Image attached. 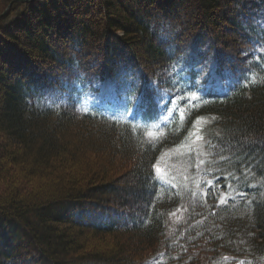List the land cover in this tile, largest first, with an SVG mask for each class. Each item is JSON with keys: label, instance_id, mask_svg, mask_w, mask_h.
Returning a JSON list of instances; mask_svg holds the SVG:
<instances>
[{"label": "trees", "instance_id": "trees-1", "mask_svg": "<svg viewBox=\"0 0 264 264\" xmlns=\"http://www.w3.org/2000/svg\"><path fill=\"white\" fill-rule=\"evenodd\" d=\"M12 1L2 0L0 14ZM240 2L11 4L0 17V134L12 141L0 144V178L8 167L21 166L30 176L53 179L55 188L0 200V264H209L217 253L264 264V53L247 59L246 68L226 53L234 46H264V25L231 16L229 10H243ZM191 43L208 45L217 58L224 54L219 63L237 70L231 88L186 100L200 91L196 73L178 67ZM98 79H115L121 110L135 104L140 118L108 117L96 105L83 110L81 97L97 91L92 83ZM162 94L163 106L171 101L175 115L164 134L151 137L145 120H168L158 115ZM203 118L211 119L204 126V174L241 197L221 202L209 195L216 210L205 224L175 223L190 242L186 255L166 234L165 215L179 197L161 185L154 166L163 149L180 143ZM92 151L107 158L105 166L98 165L101 159L87 161ZM77 157L85 170L75 176ZM123 170L133 184L118 192L120 176L113 175ZM86 230L98 243L109 238L115 244L98 254L87 248Z\"/></svg>", "mask_w": 264, "mask_h": 264}, {"label": "rangeland", "instance_id": "rangeland-1", "mask_svg": "<svg viewBox=\"0 0 264 264\" xmlns=\"http://www.w3.org/2000/svg\"><path fill=\"white\" fill-rule=\"evenodd\" d=\"M241 8L244 10H238L240 12V16L244 17L240 20H245L246 16L251 17L254 21L264 25V0H241L240 2ZM4 4L2 0H0V11L3 9ZM232 11V10H231ZM104 11L101 10V13ZM224 13V12H223ZM225 13H228V9L225 10ZM231 16L238 15V13L234 10L230 12ZM104 15V13H103ZM232 35L230 34V38ZM234 37V36H233ZM206 44V43H204ZM140 51L143 49V46H140ZM208 45L195 46L194 43H191L190 46L184 51L183 55L179 60V66L181 69L193 68L198 72V88L203 89L201 92L204 93L207 89L213 88L214 90H220L223 88V80H221V76L228 77L230 76L229 71H224L222 75H218L219 73L215 71L216 63L214 60L215 51H208ZM258 52H260V48L258 47ZM241 51V48H237V46L231 47L227 53H231L232 56L236 57L237 53ZM243 55H246L249 52V49L245 48L242 50ZM138 54V52H137ZM215 67V68H214ZM203 79H207L206 83H201ZM93 86L97 88L98 91H91L85 93L82 103L84 105L89 104H103L105 102H114L119 93L120 85L114 79L108 80H98L93 83ZM0 91L1 86H0ZM61 98L65 97V94L60 95ZM188 99L198 98L196 95L187 96ZM1 99V95H0ZM1 101V100H0ZM0 102V107L1 103ZM211 121L210 118L198 119L194 123V128L189 132L187 137L178 145L173 147H169L167 149H163L159 156L156 159V163L154 166L155 175L161 178L166 184L175 185L181 194H184V197H187V201H179L177 202L171 210H169L165 215V220L167 223L166 234H168L172 239L175 240V246L179 247L181 252L189 255L190 251L185 249V241L183 238L185 235H181L180 229L176 230V224L180 222L184 225L186 222L188 224H194L195 226H199L200 224H205L207 215L211 212L213 213L216 210V203L213 202V198L209 199V195L211 197L217 196L219 201L224 202L229 197L240 198L239 193H235L230 188H224L222 182H214L212 178H209V175L201 174V166L207 164V156L204 153V126L207 122ZM9 142H12L11 139L3 134H0V144L5 145ZM87 155V154H85ZM85 157V156H84ZM87 161L94 163L95 159H101L102 163L97 162L98 165H104L107 158L104 156L98 158L96 154L89 152V156L87 155ZM84 161L77 157L75 162L72 163V171L76 176L77 172L82 174L84 172ZM105 166V165H104ZM129 166L127 165V170ZM132 167H130L131 169ZM64 171H66L64 169ZM80 171V172H79ZM114 170L111 169V172ZM125 171H119L116 173V190L118 192L126 189L125 187L133 184V176L130 174H125ZM129 172V171H128ZM127 175V176H125ZM77 180L83 181L85 178H81V175H77ZM53 180V179H52ZM52 180L47 179V177H35L28 175L24 169L19 167H8V174L0 178V200L4 199L13 192H17L20 196H30L39 194L40 192L52 191L55 188ZM58 181V180H57ZM218 181V180H217ZM219 192V194H218ZM188 194H190L188 196ZM144 196L137 201L138 205H143ZM196 210L202 212V214H198ZM195 215V216H193ZM202 216V217H201ZM194 217H196L194 219ZM201 217V218H199ZM189 220H193L188 222ZM176 223V224H175ZM184 228V226L182 227ZM87 236V248L99 253L106 252V248L111 247L115 244L112 239L106 238L102 243H98L95 239H91V232L85 231ZM190 243V242H187ZM204 243V242H202ZM195 250L201 253V248H195ZM207 253L204 252L202 256H206ZM218 257L211 259L209 264H252L251 262H244L239 258L226 257L220 253H217ZM161 260V259H160ZM156 260L150 261L149 264L155 263ZM83 262H76L75 264H80Z\"/></svg>", "mask_w": 264, "mask_h": 264}, {"label": "water", "instance_id": "water-1", "mask_svg": "<svg viewBox=\"0 0 264 264\" xmlns=\"http://www.w3.org/2000/svg\"><path fill=\"white\" fill-rule=\"evenodd\" d=\"M29 1H33V0H13L9 5H8V7L0 14V17H2V16H4V15H6L7 13H8V10H9V8H10V6H11V4L13 3V2H29Z\"/></svg>", "mask_w": 264, "mask_h": 264}, {"label": "bare ground", "instance_id": "bare-ground-1", "mask_svg": "<svg viewBox=\"0 0 264 264\" xmlns=\"http://www.w3.org/2000/svg\"><path fill=\"white\" fill-rule=\"evenodd\" d=\"M226 1V0H225ZM190 4V3H189ZM211 4V3H210ZM213 5V4H212ZM210 6V5H209ZM185 9V8H184ZM188 9V8H187ZM234 10V9H233ZM10 11V10H9ZM218 11V10H217ZM215 12V11H214ZM218 13V12H217ZM225 22V21H224ZM258 23V22H257ZM33 24V23H32ZM246 26V25H245ZM251 34V33H250ZM208 35V34H207ZM234 41V40H233ZM259 41V40H258ZM254 64V63H253ZM207 80V79H206ZM80 83V82H79ZM177 95V94H176ZM76 97V96H75ZM167 98V97H166ZM169 98V97H168ZM135 100V99H134ZM147 104V103H146ZM179 104V103H178ZM175 115V114H174ZM91 119V118H90ZM173 119V118H172ZM173 121V120H172ZM80 172V171H79ZM75 214V212H74ZM91 219V218H90Z\"/></svg>", "mask_w": 264, "mask_h": 264}]
</instances>
